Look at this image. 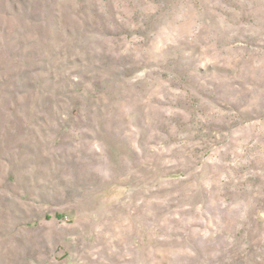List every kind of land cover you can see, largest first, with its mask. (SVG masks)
Segmentation results:
<instances>
[{
	"label": "rangeland",
	"instance_id": "obj_1",
	"mask_svg": "<svg viewBox=\"0 0 264 264\" xmlns=\"http://www.w3.org/2000/svg\"><path fill=\"white\" fill-rule=\"evenodd\" d=\"M0 264H264V0H0Z\"/></svg>",
	"mask_w": 264,
	"mask_h": 264
}]
</instances>
